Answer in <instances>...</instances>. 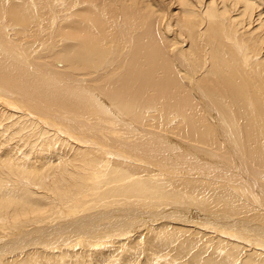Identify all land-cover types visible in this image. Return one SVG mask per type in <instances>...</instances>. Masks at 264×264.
<instances>
[{
  "label": "bare ground",
  "instance_id": "obj_1",
  "mask_svg": "<svg viewBox=\"0 0 264 264\" xmlns=\"http://www.w3.org/2000/svg\"><path fill=\"white\" fill-rule=\"evenodd\" d=\"M31 2L33 7L30 8H32L33 13L38 12L39 8L36 3H34L33 0ZM56 2L55 5H58L57 12L60 13L62 12L60 10H64L67 14L57 18L56 15L58 13L56 12L57 14L55 16H52V18L50 17L53 25V30L51 31L54 34L53 37H56L57 39L55 41L53 39V42L59 43L60 45L56 46L53 43L54 45H52V49L49 48L51 50L47 52L48 54L54 56L58 53L56 59L64 60L66 65L70 66V64H72L73 61H77V59H82L85 62V55L86 59L93 61L94 53H97L98 50V39L101 44L109 41L111 43L107 46L105 52L108 54L110 53V56L112 57L110 58L106 54L98 64H92L91 68L96 70H102L106 66L104 65L99 68L106 57L110 58L107 59V61H109L108 65H110V63L114 62V58H118L123 51H126V54L122 55V58H120L121 60H119L118 67L116 66L101 84H97L98 87H94L92 84H96V77L87 79L88 82L77 81L75 80L77 79L75 78V75L78 73L72 68L70 71H67L69 72L67 75L56 74L60 70L53 73L54 70L51 72V69H49L48 66L49 64L44 66L40 61L38 63L34 62L32 61V56L29 57V60L24 59L18 46L16 50L17 55L14 53V55L9 54L8 52L11 50L5 48L3 45L4 43L0 38V222H2V226H9V228H15V226L25 223L28 225H41V227L36 228V233L37 235L42 234L38 239H25L26 241L23 239L25 242L22 241L21 237H29L32 235L33 231H25L24 233L22 231L21 233L23 234H16V237L8 242L10 246L12 245L10 250L6 251L5 248L0 249V259L6 256L5 253H16L22 249L25 250L26 248L24 249V246H36L38 243H40L39 246H42L45 241L51 237H55L54 235L56 234H48L52 228L49 230V227L44 229L47 225L52 226L54 220L59 221L60 223L58 224H61V222L63 223L62 227L56 225L57 229L59 228L63 231L68 230L72 234L75 232L79 233V236H76V238L78 237L81 239L83 243H81V241L77 243H89V239L93 240L90 238L93 237L91 235L100 233V230H96L97 227H90L93 225V222L96 223L98 219H102L100 217L105 218L111 216L119 219L117 233L121 231V233H123L122 236L140 231L132 236V247H134V241L138 243L141 242V252L143 253L145 249L148 248L145 247L146 242L147 246H149L156 241L159 243L160 239H165V237L162 236L163 234L158 231L159 229L169 228L171 226L168 225L171 223V225H173V222H176L175 220L179 219L178 224H180L181 227L176 229L180 230L179 232L182 233L188 231L183 230L182 228H188L190 229L188 231L189 233L193 232L200 236H204L209 241H201L203 246L199 245V247L201 250L211 251L206 257L193 254V256L191 255V257L183 263H181L180 260L179 262L181 264H233L236 261H241V264H264V214L262 213L264 212V187L257 183V185L254 186L252 184L253 181L250 178L252 176L248 175L249 171H256V167H258L256 166V162L259 163V161L257 160L258 156L256 157L255 152L260 150H257V148L262 149L263 146L260 147L258 144V138L251 135L250 129L247 128L246 131H244L240 126L235 124L233 119L225 116V114L223 115L222 113L224 112L218 111L220 109L216 108L217 105L209 97V94L216 93L217 97L230 96L234 98V92L231 89L228 91L229 88H224L220 86L219 83H210V85L206 84L207 89L201 85V82L197 81V84L194 83L198 86L194 93L200 99L201 102H199L209 114L215 112L214 109L210 107V102L213 104V107L215 105V109L221 120H218L219 122L214 121L216 127L215 132L216 135L222 139L223 142L221 141V143H223V145H230V140L228 138L229 136H231L230 139L233 137L232 140L234 142L232 143L237 146L241 154L246 152V159L247 162L250 163V166H247V164L242 166L241 163L243 161L240 162V165L237 164V160H239L237 158L239 156L236 157L234 154L235 152L233 154L231 153V157L226 153L227 151L225 152V150L221 149L222 147L220 145H214V141L216 140L212 137V132L210 133L211 130H208V125L206 124L202 127V120L198 119V114L192 110V107L196 102L193 103L191 98H189L185 92L182 93L179 90L178 83H174L173 81L174 78L172 73L168 75L165 74L167 68L164 64L160 65L156 62V59L151 60L148 57L141 56L133 63L132 69H129L128 66L129 60L132 56V48L136 46L137 43L136 35L138 34V31L136 30L135 19L118 18L119 24L117 28L119 31L116 32L114 31L115 29H113V31L114 33H119L122 39H124L125 44L122 46L123 48L118 50L119 53L116 55L113 51H111L112 53L109 51L114 41L109 39L106 35H103L104 31L93 23H98L96 15L92 17L93 22L92 20H87L88 17L84 15L86 12H92V9L94 12H99L94 3L85 1L83 3L78 2L72 6H68L66 0H56ZM176 2H178L179 5L181 4L180 0ZM206 2L205 11L209 10V12H211L212 10L218 9H216L213 4V2L217 3V1L207 0ZM253 2L254 1L252 0H235L233 4L237 5L241 3L240 6L243 5L244 12H246L244 15H247V17L252 15V17H250L252 19L255 9V4ZM217 4L220 5V3ZM230 4L232 3L229 2V5ZM81 5L86 6L81 8ZM28 6H30V4ZM219 8L221 9V7ZM225 9L226 8L223 7V9L220 10L221 13H223ZM126 10L129 11L127 8ZM205 11L203 12L204 14ZM210 14L213 16L212 12ZM119 17H122V15ZM204 18L205 16L203 15V19ZM209 18H211V16ZM1 22L3 23L4 21ZM112 22V24H114L115 21L113 20ZM147 24L148 21L145 22V28ZM88 26L92 27V31L94 34L96 33V36L93 34H89V36L83 34ZM1 28L0 31L3 32L8 31V29H11L12 32L14 31L18 34L24 32L23 28L16 24L5 23ZM41 32H43V30ZM44 38H42V40ZM35 42L37 43V41ZM45 44H48V42ZM20 46L26 51V55H28L30 52L29 47H31L30 43L28 41L21 42ZM112 46L114 49H111L115 50L116 46ZM176 47H178V45ZM238 50L239 54L241 53L242 55L243 62L249 64V59L247 60L244 58V56H246L245 49ZM82 51L84 52L83 57H81ZM38 54L40 53L38 52ZM40 55L37 56L39 57ZM48 56L47 59L50 58ZM158 57H160L159 53L157 58ZM179 57H181V55H179ZM48 61L50 62V59ZM186 61L187 60L185 59V62ZM180 64L186 73L190 71L183 67L186 63L180 61ZM123 65H125V71ZM96 70H94L95 73L97 72ZM122 70L124 73H122ZM63 73H66V71ZM122 79H124V83H120L118 86V80L119 82H122ZM89 82L93 83L90 84ZM122 86L125 88H122ZM97 88H100V90L105 93L104 96L109 103L114 104L119 112L123 114V117L124 114L131 117L133 123L129 121L130 119H125L113 111L112 107L105 102L106 99L99 94L101 92H98L99 89ZM150 89L154 92H152L153 95L151 96L153 98H169L168 101L166 99L165 104H168V106H165L163 110L164 113L161 115H151L150 111L154 109L151 106L143 105L144 107L141 108L140 106L139 108L138 103L144 100L145 94L148 93L147 91H150ZM149 96L146 99H149ZM153 98H150V101L148 102L157 101V99L155 100ZM158 100L161 99L159 98ZM160 111H162V108ZM69 112L77 114L73 116ZM155 112V114H157L156 109ZM183 112L187 116H182ZM78 113L86 115L83 117L86 118V120L80 119L82 116H77ZM172 113H174L175 116L168 119L166 126L179 118L182 120L183 124L188 127V131H192L191 133H199V130L203 129L201 143L205 145L204 147L199 143V140H197L199 146H197L196 143L195 145L183 141V143L178 141L175 142L170 135L174 134L176 131L168 130L170 135H166L156 129V127L165 129L160 126V120L158 117L164 115L170 117ZM152 117L156 119L158 118V120L153 122L154 125L150 123L151 127L149 126L150 124L148 125L146 122ZM209 117L212 118V116ZM213 117L215 118V116ZM9 119L13 120L14 124H16L17 120L22 122L21 124L14 125L11 128V131H8L10 130ZM76 120H79L83 124L82 127L79 126V124H76ZM150 121L152 122L153 120ZM85 122L95 130L88 132L89 130H86L87 126L84 127ZM162 122L164 121L162 120ZM135 123L139 124V126L141 124H147L148 128L151 127L152 129L155 127L156 131L147 130V127V129L141 128ZM30 126V130L33 128L35 133H32L31 135L29 133L23 134L29 132L28 127ZM225 128H228V130L226 131ZM83 131L88 133H83ZM228 131L231 133H229V136L228 133H226ZM9 132H12L13 134ZM19 133L22 135H18ZM29 137L33 138L30 139ZM215 155L218 157H215ZM115 157H117L116 159L119 157L126 165H132V168L134 167V169L142 168L148 172H151L148 169H153L154 174H151V172L145 176H138L137 172H132V179L130 180V176H124L120 172H115V170L112 171V169H110V164L112 162L120 163V161H114ZM240 157L242 158V156ZM262 157L264 156L262 155ZM241 158L240 160H242ZM103 164L107 167H105L103 171H100V169L98 170L97 168L100 167L98 165L102 166ZM252 165L256 167H253ZM185 176L199 179L195 180L198 181L195 183L196 185H210L207 184L209 182L201 183V181L203 182L205 180L217 181L227 185L221 188L220 193L214 194L218 203L212 200L213 196L207 198L201 197L200 201H202L203 208L199 209H202V212L199 210L194 212L198 213L197 218H194L195 214H192L193 217H191V215V218H187L190 211L188 213L182 212L183 214H180V211H182L180 210L181 205L179 206V204L176 203V199L181 198L182 192H177L176 189H172L171 184H169L175 183V180H185V178H183ZM162 178L168 180L167 184H164ZM258 178L264 180V176H258ZM7 184L10 185L12 189H7L5 187ZM107 185L111 186H108L106 189L105 186ZM17 187L23 190L21 196L13 195V189H16ZM104 187L105 189H103ZM256 192H259V195L256 194ZM19 194H21V192H19ZM236 195L253 204L250 200L251 198L262 212L252 210V208H250L251 206H247L246 209L241 206H234L230 201L235 202V199H238ZM122 197H124V199ZM130 199H132V201ZM105 202L108 203L105 204ZM118 202L123 204L131 203L132 211L129 210L128 212H125L126 215H124ZM147 206H150L151 208H161L160 210L153 209L151 212L148 211L149 213L146 212L145 215H139L137 213L136 208H150ZM92 208H100L98 209V212L102 210L105 212L108 210V212L99 213L100 215H87L88 210L91 211ZM128 209L129 208L127 207L125 211ZM213 210H218L220 214L215 213L213 215V213H210ZM70 211L72 213H70ZM82 211L83 214L80 218L78 214ZM246 211L251 212L246 216L253 221L243 219L237 220L236 218L225 216L224 214L227 213L233 217H238L237 215L245 214ZM40 213H45L46 215H39ZM84 213L87 216H85ZM71 217L72 219L70 220L69 218ZM129 217L132 218V222ZM192 218L194 219L191 220ZM71 221H73L71 225L65 226V222L71 223ZM114 223H112V225H114ZM109 225L110 224L107 226ZM108 229H110V227H108ZM102 230L101 233L107 232V228L104 231ZM95 231L97 232L95 233ZM46 233L47 235H45ZM58 233H60V230ZM103 237L104 236L101 235L97 239L101 240ZM112 242L114 243L113 240L110 241V243ZM117 244L121 243L119 242ZM49 246V244L46 246L43 245L42 248L46 249ZM62 248H65V246ZM205 248H207V250ZM62 250L63 251L58 254L59 257H62L63 253H67L64 249ZM138 250L140 249H137V251ZM179 250L181 251V249ZM47 252L48 251H45L44 253ZM132 254V264L175 263L171 261V258L167 257L168 252L166 256L163 254L164 256L162 257V254L154 253L147 249L146 254L144 253L145 255L142 258L143 261H139L138 263H135L139 258L138 255L133 257L135 256L134 251H132ZM53 255H55L53 251H49L47 255L45 254V256L49 258L54 257ZM99 258L102 260L100 255ZM174 258H177V256H174ZM120 262L121 264H127L125 262L124 250ZM19 264L24 263L22 261V263ZM49 264H51V261Z\"/></svg>",
  "mask_w": 264,
  "mask_h": 264
},
{
  "label": "rangeland",
  "instance_id": "obj_2",
  "mask_svg": "<svg viewBox=\"0 0 264 264\" xmlns=\"http://www.w3.org/2000/svg\"><path fill=\"white\" fill-rule=\"evenodd\" d=\"M31 1L30 0H0V20L4 19V20H1V21H4L3 22L4 24L9 23V24L19 25V27H22L24 30V32H21L20 34L14 32V31L12 32L11 29H8V31L4 30L6 32L0 31V36H1L0 38H1V41L4 43L3 45L5 46V48L11 50V51L9 50L10 51V52H8L9 54L14 53L15 55H17L16 50H17V46H18L19 50L21 51L22 57L24 59L29 60V57L32 56L33 57L32 61H34V62L38 63L40 61V63L43 64L44 66H47L49 64L48 66H49V69H51V72H53V70H54L53 73H56L58 70H60L56 74H61V75L66 74L67 75V73H69L67 71H70V69L72 68L75 72L78 73L77 75H75V78H77L75 80H77V81L88 82L87 79L92 78V77H96L97 78L96 84L91 82V83H93L92 85H94V87L95 86L98 87L97 84H101L105 80V78L108 76V74L114 68H116V66L118 67L119 60H121L120 58H122V55L126 54V51H123V53L120 54L118 58H114V62H112V63H110V65H108L109 61H107V59H110L112 56H110V53L109 54L106 53L105 49L107 48L108 45H110L111 42L107 41L106 43L101 44V43H99L100 42L99 39H98V44H97L98 50H97V53H94L93 61H89V59H86V55H85V62L82 59H77V61H73V63L70 64V66H69V65H66V62L64 60L56 59V56L58 53H56V55H54V56L51 54H48L47 52L52 49L51 48L52 45H54V44L56 46L60 45L59 43L53 42V39H54V41L57 39H56V37H53L54 34L51 31V30H53L51 18H52V16H55L58 13L57 12L58 11L57 10L58 5L57 4L55 5V3H57L56 0H33V2L36 3V5L39 8L38 12L33 13L32 8H30V7H33ZM66 1L68 3V6H72L73 4L78 3V2L83 3L85 1L92 2L97 6L99 12H94L92 9V12H86L84 15L86 17H88L87 20H92V22H93L92 17L94 15H96V19L98 20V23H96V22H93V23L95 25H97L98 28H100L104 31L103 35H106L109 39L114 41V43L112 45L116 46V48H115V50H112L111 48H113V46L111 45V48L109 51L110 52L113 51L116 55H117V53H119L118 50L123 48L122 46L125 44L124 39H122V37L119 35V33H114V31H116V32L119 31V29L117 28V26L119 24V19H121V18H128V19L132 18L133 20L135 19L134 21L136 22V30L138 31L137 32L138 34L136 35V37H137L136 42L137 43H136V46H134L132 48V56L129 60V66H128L129 69H132L133 63L141 56L148 57L151 60L156 59V62H158V64H160V65L164 64V66L167 68V70H165V74L168 75V74L172 73L173 74L172 76L174 78L173 81H174V83H178L177 85L179 87V90L182 93L185 92L189 96V98H191V101L193 103L196 102V103H194L192 110H193V112L195 111L198 114V119L202 120V122H203L202 127H204L206 124L208 125V130L209 131L211 130L210 133L212 132L211 135L216 140V141H214L215 142L214 145L215 146L220 145L222 147V148L221 147L220 148L225 150V152L227 151L226 153L229 154L231 157H232V154L234 152H235L234 154L236 157L239 156L237 159L240 160V158H241L240 156H242V158H241L242 160H240V161L235 158L238 161L237 164L240 165V162L243 161L244 163L243 162L241 163L242 166L245 164H247V166H250V163L247 162V159H246V152H243V154H241V152L237 148V146L234 143H232L234 141L232 140L233 137L230 139L231 136H229V135L231 133L229 131L226 133H228V136H229L228 139L230 140V145L229 144L223 145V143H221L222 139L218 135H216V132H215L216 127H215L214 121L220 120V117L218 115L217 110L215 109V105L213 107V104L210 102V107H212V109H214L215 112H213V113L215 115L213 113L209 114L206 111V109L204 108V106L200 103L201 102L200 99L194 93L195 89H197V87H198L196 85L197 81L201 82V85L204 86L205 88H206V84L210 85V83H215V84L219 83L220 86H222L224 88L225 87L229 88L228 91H230V89H231L235 94L234 98L230 97V96L217 97L216 93L209 94V97L217 105L216 108L220 109L218 111L224 112V113H222L223 115L225 114V116L230 117V119H233L235 121V124L240 126V128H242L244 131H246L247 128L250 129L251 135L258 138V144L260 145V147L263 146L262 149L257 148V150L260 149L259 150L260 152L262 151L261 154L257 150H256L257 152H255L256 157L258 156L257 160L259 161V163L256 162V166H258V167L254 166V165H252V166L257 168L256 171H254V172L249 171L248 175L252 176L250 178L252 179V181H253L252 184L254 186H256L257 184H260L264 187V180L258 178V176H264V168H263L264 167V163H263L264 157H262V155L264 156V24H262V23H264V17H263L264 16V0H252V1H254L253 3L255 4V9H254V14H253L252 19L250 18V17H252V15H249L248 17H247V15L246 16L244 15L246 12H244V8H243L244 6L243 5H241L242 7L240 6L241 3H239L237 5L233 4L235 2V0H232V1L231 0H228V1L227 0H225V1L224 0H215V1H217V3H220V5L217 4L216 2H213V4L215 5L214 7H216V9L218 8L217 10L211 11L213 13V16H212V14H210L211 12H209V10L205 11L207 0H201V1L200 0L199 1L198 0H185L186 3H185V1L180 0L181 1L180 5L178 2H176L179 0H176V1L175 0H66ZM208 1H211V0H208ZM229 2L232 4L229 5ZM28 3L30 4V6H28L29 5ZM225 3H228V4H225ZM195 4H196V6H195ZM232 5H234L235 7ZM84 6H86V5H81V8H83ZM219 7H221V9ZM223 7H225L226 9L223 13H221L220 10H222ZM126 8L129 9V11L126 10ZM51 9H52V11H51ZM240 10H241V12H240ZM60 11H62V12H60L56 15L57 18L59 16L67 14V12L64 10H60ZM204 11H205V14L203 13ZM256 11H257V13H256ZM249 14H251V13H249ZM121 15H122V17H119ZM203 15L205 16L204 19H203ZM256 15H259V16H256ZM210 16H211V18H209ZM212 18H213V20H212ZM96 19H95V21H96ZM113 20L115 21L114 24H117V25L112 24ZM1 21H0V23H1L0 28L4 26V24ZM146 21H148V24L145 28V22ZM135 22H133V23H135ZM2 24H3V26H2ZM167 25H169V26H167ZM113 29H115V30L113 31ZM116 29H118V30H116ZM42 30L44 33L41 32ZM84 32H83V34H86V36H89V34H93L94 36H96L95 35L96 33L95 34L93 33L92 27H90V26H88V28L86 30H84ZM41 33H43V34H41ZM49 33H50V35H49ZM47 34H48V36H47ZM179 35H180V37H179ZM49 36H50V38H49ZM41 37L42 38L45 37L43 39L45 41H43ZM34 39H35V41H37V43L38 42L40 43L41 40L42 41L40 44L39 43L37 44L34 41ZM50 40H51V42H50ZM25 41H28L31 45V47H29L30 52L28 53V55H26L27 54L26 51L23 50L22 47L20 46L21 42L23 43ZM46 42H48V44H45ZM33 43L34 44L36 43V44L34 45ZM177 45H178V47H176ZM43 47H44V49H43ZM49 48H51V49H49ZM46 49H48V50H46ZM238 49H245L244 51H246V53H245L246 56H244V58L247 60L249 59V61H250V62L248 61L249 64L248 63L245 64L243 62L242 55H241V53L239 54ZM33 52L35 54L37 52V54L35 55ZM38 52L40 54L41 53L42 54L40 55V54H38ZM59 52H61V51H59ZM158 53H159L160 57L157 58ZM106 54L110 58L106 57V59L103 60L101 66L99 68L103 67L104 65H106V66L102 70L92 69L91 68L92 64H98ZM178 54L181 55L182 58L179 57ZM37 55H40V56L38 57ZM46 55L47 56L49 55L48 57H50V58L47 59ZM83 56H84V52L82 51L81 57H83ZM49 59H50V62L48 61ZM52 59H54V60H52ZM185 59L187 60L186 62H185ZM251 59H252V61H251ZM180 61L183 63H186V64H184V65L182 64V65L184 68H187L188 70H190V71H188V73H186L183 70V68L181 67ZM51 64H52V67H51ZM247 65L249 66V68ZM53 66L55 69L53 68ZM124 68H125V65H123V69ZM94 70H96L97 72L95 73ZM119 70H120V68H119ZM65 71H66V73H63ZM124 71H125V69H124ZM124 71L122 73H124ZM59 72H61V73H59ZM166 75H163V76H166ZM80 78H81V80H80ZM187 80H188V82H187ZM120 83L121 84L124 83V79H122V82H119V80H118L117 85L119 86ZM194 83H196V84H194ZM122 88H125V87L122 86ZM97 89H99L98 92H101L99 94H101L106 99L105 102L108 103L110 105V107H112L113 111H115L119 116L123 117V114L121 112H119V110L115 107V105L112 103H109L107 98L104 96L105 93L103 91H101L100 88H97ZM147 92L149 94L146 93L144 100H142L138 103L139 108H140V106H141V108L144 106L153 107L154 109H152V111H150L151 115H158V114L161 115L162 113H164L163 110H164L165 106L166 107L168 106V104L165 105L167 97H165V99H164V97H162L163 99L161 97H159L161 100H158L159 98L157 99V98L151 97L154 93L151 89H150V91H147ZM148 96L150 98L155 99V100L157 99V101L154 100L155 102H153V101L148 102V101H150L149 100L150 98L146 99V98H148ZM168 99H167V101H168ZM161 102H162V104H161ZM161 108H162V111H160ZM155 109L157 111V114H155L156 113ZM66 112H68V111H66ZM158 112H160V113H158ZM178 112H179V110H178ZM69 113L72 114L73 116H75V114H77V113L74 114L71 112H69ZM183 114H182V116L186 115L184 112H183ZM77 116H80V117L82 116L80 119L86 120V118H83L86 116L84 114L82 115V114L78 113ZM125 116L126 115L124 114L123 118L130 119L129 121L131 123H133L131 121L132 120L131 117H129V116L125 117ZM173 116H175L174 113H172L170 115V117L167 115H164L162 117L159 116L158 117L160 120L159 124L162 128H165L166 130L158 128V127H156V129L165 133L166 135H170L169 134L170 132H168V130L169 131H172V130L176 131L174 134L170 135V137L175 142L176 141L181 142V143L186 142L188 144H192V143L195 144L196 143L197 146H199L198 141H197V140H199V143L203 147L205 146L201 143V135H203V129L199 130V133H191L192 131L189 132L188 127H186L185 124H183L182 120L179 118L175 119L173 122L169 123L168 126H166V123H168V119L173 118ZM209 116H212V118ZM213 116H215V118ZM158 118L156 119V118L152 117L151 119L148 120V122L150 120H153V121L152 122L150 121L149 123L146 122V123L148 125L150 123H152V125H154L153 122L155 120H158ZM162 118H164V119H162ZM162 120L164 122H162ZM21 122L22 121L17 120L16 124H14L13 120L9 119L10 130H8V131H11V128L14 125L21 124ZM76 124H79V126H81V127L83 125L79 120H76ZM135 124L139 126V124H137V123H135ZM147 124H144V125L141 124L139 127L147 129L148 128ZM149 126H151V124ZM84 127H86V130H89L88 132L95 130L92 126H90L86 122L84 124ZM151 127H149L147 130L156 131L155 127H153L154 129H152ZM30 128H31V126L28 127L29 132H25L23 134L29 133L31 135L32 133H35V130L33 128L30 130ZM185 128H187V129H185ZM227 130H228V128L226 129V131ZM88 132L83 131V133H88ZM9 133L13 134L12 132H9ZM18 135H22V134L19 133ZM45 135H47V134H45ZM45 135H43V136L46 137ZM174 135H176L177 137ZM62 136H64V135H62ZM178 137H180L181 139ZM31 138H33V137H31ZM229 146H231L232 148ZM254 148H256V147H254ZM238 152H240V153H238ZM257 154H259V155H257ZM243 156H244V158H243ZM215 157H218V156L215 155ZM116 158L117 157H115L114 161H120V163L112 162L110 164V169H112V171L115 170V172H120L124 176H130V180L132 179V177H131L132 172H137L138 176H145L146 174H149L151 172H152L151 174H154L153 169H148L151 172L145 171L142 168L141 169H134V167L132 168V165L129 166V165L124 164V162H122L123 160H121L119 157H118V159H116ZM232 160H233V158H232ZM259 164H261V165H259ZM98 166L101 167V168L100 167L97 168L98 170L100 169V171H103V169L105 167H107L104 164L102 166L101 165H98ZM114 167H115V169H114ZM258 169H259V171H258ZM93 178H96V177H93ZM183 178H185V180H175V183H169V184H171L172 189H174V190L176 189L177 192H182L181 198L180 199L175 198L177 202L176 201H172V202L178 203L179 206L181 205L180 210H182V211L179 210L180 214H183L185 212L188 213L190 211L187 215V218L193 217L192 214H195L194 218H197L198 213H194V212H197L198 210L202 212V209H199V208H203L202 201H200L201 197L207 198V197L213 196L212 200L216 201V197L214 194L220 193L221 188L226 185V184L224 185V183H221V182L219 183L217 181L215 182V181H208V180H205L203 182L201 181V183L209 182L207 184H210V185H206V184L196 185L195 183L198 181H195V180H199V179H197V178L195 179L194 177H190V176H187V177L185 176ZM20 180H22V179H20ZM162 180H163L164 184H167L168 180H166L165 178H162ZM169 182H171V181H169ZM108 186H111V185L105 186L106 189L108 188ZM5 187L7 189H12V187L8 184ZM105 187L103 189H105ZM16 189H13V191H14L13 195L21 196L23 190H21L19 187H17ZM17 191H18V194H17ZM19 192H21V194H19ZM258 193L256 192V194H258ZM188 194H190V195H188ZM195 194H197V195H195ZM122 198L124 199V197H122ZM237 198L238 199H235V202L230 201V203L233 204L234 206H236V205L241 206L244 209H246L247 206L248 207L251 206L250 208H252V210H256V211L258 210V211L262 212L261 209H259L256 206L255 202L251 198H250V200L253 202V204L255 206L252 203L248 202L247 200H244L240 196L239 197L237 196ZM130 200L132 201V199H130ZM106 203H108V202H105V204ZM134 203H136V202H134ZM110 204H113V203H110ZM118 204H120V206H121L120 208L123 211L124 215H126L125 212H128L129 210L132 211V204L131 203L130 204L129 203L123 204V203L118 202ZM197 206H198V209H197ZM127 207L129 209L127 211H125V209ZM147 207H150V206H147ZM120 208H118V209H120ZM160 208L161 207H159V208H156V207L151 208L150 207L148 209H146V208L142 209L140 207V208H136V211L139 215H142V214L145 215L146 212L149 213L153 209L154 210L155 209L160 210ZM98 209H100V208H92L91 211L88 210L87 215H95V214L100 215L99 213L105 212L104 210L98 212L99 211ZM107 212H108V210L105 213H107ZM70 213H72V212L70 211ZM210 213H213V215L215 213L220 214V212H218V210L217 211L213 210ZM221 213H224V212H221ZM250 213H251L250 211H246L245 214L237 215L238 217H233L227 213H224V214H225V216H230L232 218H236L237 220L243 219V220H250L251 221L252 219L247 217ZM262 213L264 214V212H262ZM82 214H83V211L78 214L80 218L82 217ZM39 215L45 216L46 214L40 213ZM84 215L87 216L85 213H84ZM101 216H103V215H101ZM131 217H129V219L132 222ZM100 218H102V219H98V221L96 223L93 222V225H91L90 227H93V226L97 227L96 230H100V233H101L102 228H103L102 231H104L107 228V230H106L107 232H102L101 234L100 233L94 234L96 236L91 235L93 237H90V238L93 240L89 239V243H86V244L77 243L79 241H81V243H83V241L81 239H79L78 237L76 238V236H79V233H77V232L72 234L68 230L63 231V230L58 228L60 230V233H58L59 230L57 229V226L60 225L62 227L63 223L61 222V224H58L60 222L57 220H54L55 222L53 221L52 226L47 225L46 227H44V229L49 227L48 230L52 228L48 234H52V235L56 234V235H54L55 237H51L50 239L45 241V243H43L44 246L49 244L50 246L48 248H46V249L42 248L43 245L39 246L40 243H38L36 246L35 245L34 246H24L23 248L24 249L26 248L25 250L22 249L19 252L17 251L16 253L15 252L9 253V254L5 253L6 256L2 257L0 259L1 264H19V263H22V261L24 264L25 263L26 264H49L50 261H51V264H103V263H105V264H110V263L111 264H119V262L122 258V255H123V250L125 251V262L127 264H132V255H133L132 251L135 252V254H134L135 256H133V257H136L138 255L139 258L135 261V263H138L139 261L140 262L143 261L142 258L146 254L147 249L149 251L154 252V253L162 254V257L164 255L166 256V254L168 252L167 257L171 258L172 262H175L176 264H181V263L187 261V259L190 258L191 255L193 256V254L199 255V256L202 255V257H206L208 255V253L211 252L210 250L209 251L201 250L199 247V245H202L201 243L204 240H208L204 236H200V235L193 233V232L189 233L188 231L190 229H188V228L187 229L182 228V229L186 230V231L188 230L187 232L189 234L187 232L181 233V232H179L180 230L176 229L178 227L179 228L181 227L180 224H178L179 219L175 220L176 222H173V225H171L172 223L171 224L168 223V224H170L168 226H171L169 228L167 227L168 229L167 228H163V229H159V230L157 229L158 231H160L163 234L162 236H164L165 239H160L161 241L159 240V243H158V241H156L152 245H149V246H147V242H146L145 247H148V248L145 249V251H144L145 254H144L143 252H141V250H142L141 245H140L141 242L138 243V242L134 241V245H133L134 247H132V236H134L135 234H137L140 231H137V233H128V234H125L122 236L123 233H121V231H119L117 233L118 226H119L118 225L119 219L117 217L107 216L105 218L104 217H100ZM194 218H192L191 220H193ZM69 219L71 220L72 217ZM0 221H1V218H0ZM72 222L73 221H71V223L65 222V226L71 225ZM1 223L2 222H0V227H1L0 228V249L5 248L6 251H8L12 248L11 247L12 245L10 246V244H8V242H10L14 237H16V234L18 235V233L23 234L25 231L26 232L33 231L31 236H29V237L24 236L23 238L21 237L22 241H24L25 239L26 240L27 239L33 240L35 238L38 239V237L42 235V234L37 235V233H36V228L41 227V225H28L25 223V224L15 226V228H13V227L9 228V226H6V227L2 226ZM112 223H114V225H112ZM108 224H110V225L107 226ZM147 226H149V225H147ZM108 227H110V229H108ZM24 229H26V230H24ZM22 231H23V233H21ZM113 231L114 232L116 231V232L114 233ZM96 232L97 231H95V233ZM45 235H47V233ZM101 235L104 236L103 239L98 240L97 238H99ZM179 235H180V237H179ZM108 236H110V237H108ZM73 238H74V240H73ZM180 239H182V240H180ZM112 240L114 241V243L113 242L110 243V241H112ZM183 240H184L185 244L183 243ZM24 242H22V243H24ZM119 242L121 244H117ZM123 242H126V243H123ZM76 243H77V245H76ZM181 243H183V244H181ZM210 243H212V242H210ZM64 244H66V245H64ZM178 244H180V245H178ZM64 246H65V248H62ZM83 246H84V248H83ZM137 246H140V247H137ZM62 249H64V251H67V253H63V256L59 257L58 254H59V252L63 251ZM137 249H140V250L137 251ZM179 249H181V251L183 253ZM205 249L207 250V248H205ZM44 250L48 251L47 253H49V251L50 252L53 251L55 254V255H53L54 257H51V258L46 257L45 254L47 255V253H44L45 252ZM160 251H162V252H160ZM191 251H192V253H191ZM179 252H180V254H179ZM201 252H203V253H201ZM199 253H201V254H199ZM99 255L102 258V260L99 258ZM174 256L175 257L177 256V258H174ZM115 260H117V261H115ZM236 262L233 264H241V261H236ZM120 264H121V262H120ZM162 264H166V263L164 262ZM170 264H172V263H170Z\"/></svg>",
  "mask_w": 264,
  "mask_h": 264
}]
</instances>
